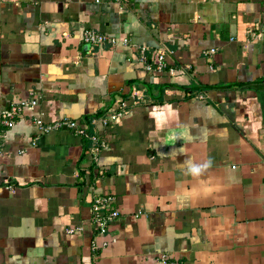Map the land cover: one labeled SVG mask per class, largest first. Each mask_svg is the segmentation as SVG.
I'll list each match as a JSON object with an SVG mask.
<instances>
[{"label": "crops", "instance_id": "obj_1", "mask_svg": "<svg viewBox=\"0 0 264 264\" xmlns=\"http://www.w3.org/2000/svg\"><path fill=\"white\" fill-rule=\"evenodd\" d=\"M31 97L0 156V264H264V0H0V112ZM121 101L96 160L34 124Z\"/></svg>", "mask_w": 264, "mask_h": 264}, {"label": "built area", "instance_id": "obj_2", "mask_svg": "<svg viewBox=\"0 0 264 264\" xmlns=\"http://www.w3.org/2000/svg\"><path fill=\"white\" fill-rule=\"evenodd\" d=\"M117 4H121L127 0H113ZM83 40L89 45H99L108 43L110 45H116L117 40L109 37L106 34L96 33L94 31H85L83 34ZM125 41V40H124ZM123 41V42H124ZM125 43V42H124ZM164 54L159 53L156 56L155 66L148 65L147 70L154 69L161 71L165 67ZM139 100L141 95H137ZM37 104V99L31 97L29 100H22L11 103L5 110L0 112V156L3 152L5 138L8 130L14 127L17 120L21 119L23 113L27 110L33 109ZM118 108L107 109L102 115H93L90 117L88 123L79 125L75 120L61 119L53 124H44L41 118H35L34 124L42 133H49L51 131L66 127L84 140L89 142L88 151L94 160L97 159L98 153L105 149L106 144L97 134V131L109 124L117 122L121 118L125 117L129 113V107L125 102H119ZM99 124V125H98ZM264 138V133H263ZM91 222L94 224L97 233L100 236L106 235L108 225L114 219L119 216L118 210L114 208V197L109 194H97L93 197L91 202ZM74 230H67L68 233H72ZM108 242H103L100 246L93 242L91 245L92 250L106 247Z\"/></svg>", "mask_w": 264, "mask_h": 264}, {"label": "clouds", "instance_id": "obj_3", "mask_svg": "<svg viewBox=\"0 0 264 264\" xmlns=\"http://www.w3.org/2000/svg\"><path fill=\"white\" fill-rule=\"evenodd\" d=\"M194 171H196V172H199V169H198V168H196V169H194Z\"/></svg>", "mask_w": 264, "mask_h": 264}]
</instances>
